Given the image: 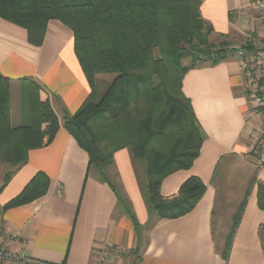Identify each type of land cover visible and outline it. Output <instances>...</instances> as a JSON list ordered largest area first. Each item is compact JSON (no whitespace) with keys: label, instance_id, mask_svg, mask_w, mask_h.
I'll return each instance as SVG.
<instances>
[{"label":"crops","instance_id":"crops-1","mask_svg":"<svg viewBox=\"0 0 264 264\" xmlns=\"http://www.w3.org/2000/svg\"><path fill=\"white\" fill-rule=\"evenodd\" d=\"M200 11L214 29L212 43L260 44L261 19L251 0H201ZM25 24L0 17V74L12 84L11 123H29L12 101L20 83L33 80L48 92L60 128L50 144L29 151L26 163L0 162V221L16 236L11 246L25 250L31 264H96L106 245L121 251L110 250L105 264H264V208L258 196L264 169L256 164L248 139L262 112L250 103L239 55L201 64L183 78L205 137L193 166L167 176L161 193H177L190 176L199 177L206 191L187 214L160 217L141 189L128 148L115 153L114 172L106 174L89 165L87 152L64 127L65 117L95 93L71 29L55 19ZM236 157L250 165L248 184L238 195L230 194L235 188L226 184L229 176L221 168ZM39 172L50 180L47 192L4 209Z\"/></svg>","mask_w":264,"mask_h":264},{"label":"trees","instance_id":"trees-1","mask_svg":"<svg viewBox=\"0 0 264 264\" xmlns=\"http://www.w3.org/2000/svg\"><path fill=\"white\" fill-rule=\"evenodd\" d=\"M200 4L201 0H0V17L12 23L55 19L69 27L75 53L93 87L97 75H114L101 97L91 92L63 124L87 152L90 166L103 170L124 148L144 162L147 201L160 217L187 214L206 191L199 177L190 176L177 193H161L167 176L193 166L205 137L183 91L185 74L201 64L225 61L239 48L247 53L259 49L252 41L240 47L212 43L214 29L202 18ZM27 87L29 123L13 126L12 84L0 74V162L12 167L26 163L30 150L50 144L60 128L45 88L33 80ZM12 173H6L4 184ZM49 183L45 173H37L3 208L43 196ZM258 192L264 208L262 183ZM130 215L137 225L135 215ZM261 229L264 236V224Z\"/></svg>","mask_w":264,"mask_h":264},{"label":"built area","instance_id":"built-area-1","mask_svg":"<svg viewBox=\"0 0 264 264\" xmlns=\"http://www.w3.org/2000/svg\"><path fill=\"white\" fill-rule=\"evenodd\" d=\"M253 6L258 10L261 19V40L259 49L247 53L239 48L237 54L241 59V67L245 77L252 107L262 112V121L259 127H251L248 137L252 143V152L256 155L258 166L264 169V0H251ZM3 241V240H2ZM0 241V242H2ZM10 247V246H9ZM4 244H0V264H31L32 257L22 251H12ZM112 248V249H111ZM119 253L121 250L111 246H104L99 252L96 264H105L109 251Z\"/></svg>","mask_w":264,"mask_h":264},{"label":"rangeland","instance_id":"rangeland-1","mask_svg":"<svg viewBox=\"0 0 264 264\" xmlns=\"http://www.w3.org/2000/svg\"><path fill=\"white\" fill-rule=\"evenodd\" d=\"M22 2H27L28 0H21ZM185 63H189L190 61L186 60L184 61ZM114 75L113 74H99L97 75V77L95 78L94 81V87H95V93L97 95V97H101L105 91L108 89L110 83L112 82ZM21 88L17 90V94H14V99H13V108H16V110H19L21 112V114L24 116H28L29 117V92H28V83L27 81H23ZM48 98L50 101V96L48 94ZM12 100V98H11ZM51 102V101H50ZM262 115L260 116L259 122L254 125L253 127H259L262 121ZM29 122V121H28ZM249 139V138H248ZM249 149L252 151V143L249 139ZM254 154V153H253ZM251 156V155H250ZM254 156L256 157V155L254 154ZM233 160H230V163L222 164L223 171L225 172V177L229 176V180L226 182V184H229L232 186V188H235V191L231 190L230 194H233L235 192V194H243V191L240 192V188H245L248 184V174L250 173L248 168L250 165H246V162H244L243 160H241L240 158L236 157ZM257 160V157H256ZM134 162V169L136 171V176L138 178V181L140 182L141 185V189L143 190V192L146 194L147 192V184H146V175H145V165L144 162L138 160V159H133ZM258 162V160H257ZM258 164V163H256ZM259 167V166H258ZM112 168V173L114 172V167L110 164L108 165L106 168H104V172L106 174H108L109 169ZM228 178V177H227ZM114 180V179H113ZM115 183V181H114ZM58 195H61V189L58 187L57 190ZM229 193V192H228ZM127 203V201H126ZM16 236L11 234L8 230L7 227L5 226V224L0 221V244L4 245L6 244L10 250L12 251H22V249L18 250L13 248L11 245L12 241L15 240ZM25 251V250H24Z\"/></svg>","mask_w":264,"mask_h":264}]
</instances>
